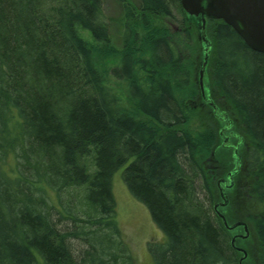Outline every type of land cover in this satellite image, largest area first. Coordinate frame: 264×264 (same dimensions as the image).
I'll list each match as a JSON object with an SVG mask.
<instances>
[{
	"label": "trees",
	"instance_id": "16d2710c",
	"mask_svg": "<svg viewBox=\"0 0 264 264\" xmlns=\"http://www.w3.org/2000/svg\"><path fill=\"white\" fill-rule=\"evenodd\" d=\"M119 1L116 46L101 0H0V264H135L115 213L118 170L163 233L153 264H237L214 206L229 205L244 174L241 220L220 213L246 225L264 264V54L221 20H210V38L205 28L226 115L206 104L244 146L229 186L210 167L218 132L191 128L201 96L192 35L159 23L187 28V18L196 29V18L179 0Z\"/></svg>",
	"mask_w": 264,
	"mask_h": 264
},
{
	"label": "rangeland",
	"instance_id": "374dc122",
	"mask_svg": "<svg viewBox=\"0 0 264 264\" xmlns=\"http://www.w3.org/2000/svg\"><path fill=\"white\" fill-rule=\"evenodd\" d=\"M130 2H135V0H129ZM102 3V11H103V21L109 24L110 30V38L111 44L119 45L120 42V28H121V6L119 0H101ZM175 14L176 19L181 20V16ZM159 23L166 24L168 29L172 34H178L180 28L184 30H188L193 39V44L196 49L194 54V63H195V78L198 83L199 78V69L203 64L204 54H203V42H201L199 31L193 28L192 23L186 18V27H183L177 21H171L169 19H162ZM210 23H212L209 19H206L205 28H207V36L210 38ZM209 26V31H208ZM193 28V29H192ZM196 30V33H195ZM179 31V32H178ZM184 33V32H181ZM82 36L91 41L89 35L81 31ZM210 56L207 62V66L205 68L204 77H203V86L206 93L210 95L213 102L218 106V114L221 116L226 115L224 110L225 103L222 99L217 97L216 90L213 89L210 85ZM197 111H200V114L204 113L207 117H203L200 120V114L196 115V118L193 120L191 128L195 131H200L205 129L207 131H212L216 136L217 145L212 151L211 157V168L216 172L217 178L225 177L227 172L234 169L237 166V159L235 158L233 149H227L228 143L233 144V146H239L238 153L241 154L244 151V146L241 144V133L237 127L234 126L232 130H223V135L219 136V132L221 129L227 127V124L217 118H214L212 109L207 107V104L202 100L201 96L197 101ZM201 107V108H200ZM203 108V109H202ZM224 108V110H223ZM202 111V112H201ZM196 114V113H195ZM233 120V118H232ZM234 121V120H233ZM225 138L228 139L227 143H224ZM245 175L239 174L235 178V186L233 189L227 191L229 196V205L226 208L220 210L222 214L228 219L230 223L236 222L237 220H241L238 216L240 214V210L244 209L242 193L240 189H242L245 185ZM112 190L113 196L116 203V216L118 220V225L120 231L122 233V239L124 244L128 246L135 259V264H153L152 256L149 252V248L152 246L162 245L164 241V237L161 232L156 228L154 223L151 220V217L141 203L137 202L128 192L126 185L122 179L121 170H118L112 182ZM72 191H68L65 193V196L71 194ZM72 193L76 194L78 198H81L82 191L80 189L73 191ZM77 201V200H76ZM56 211V210H55ZM53 214V219H60L59 216H55ZM64 220V219H60ZM68 221L64 224L68 225ZM242 228H238L232 231V236L236 234H242ZM79 248H84V246L79 245L78 243H74ZM236 246L242 248L247 255L246 260L243 264H257L256 256L252 253V248L254 246L253 237H250L247 240H237Z\"/></svg>",
	"mask_w": 264,
	"mask_h": 264
},
{
	"label": "water",
	"instance_id": "95a60500",
	"mask_svg": "<svg viewBox=\"0 0 264 264\" xmlns=\"http://www.w3.org/2000/svg\"><path fill=\"white\" fill-rule=\"evenodd\" d=\"M179 2L187 15L194 16L198 20L197 28L200 35L199 39L204 44V60L199 71V85L201 88L202 76L205 71L210 49L209 41L205 36L206 19L222 20L241 37L249 48L264 54V0H179ZM201 92L202 96H204L203 90ZM213 109L216 111L215 107ZM227 178L229 186H231V175L228 174ZM221 182L223 185L228 186L226 180H221ZM218 186L221 197L224 200L219 206L225 205L227 200L220 186V182H218ZM214 210L229 230L237 226H243L246 234L245 238L247 237L248 231L245 224L236 223L228 226L223 216L217 211V205L214 206Z\"/></svg>",
	"mask_w": 264,
	"mask_h": 264
},
{
	"label": "bare ground",
	"instance_id": "6f19581e",
	"mask_svg": "<svg viewBox=\"0 0 264 264\" xmlns=\"http://www.w3.org/2000/svg\"><path fill=\"white\" fill-rule=\"evenodd\" d=\"M106 24H107V27H108V29H109V24L107 23V22H105ZM154 25V24H153ZM158 27V26H157ZM160 27V26H159ZM122 28V27H121ZM121 28H120V30H121ZM180 35L179 36H181L182 38H185V39H187L186 37L187 36H185L184 35V33H181V32H184L185 30L183 29V28H180ZM178 31V32H179ZM109 33H110V30H109ZM120 33H121V31H120ZM110 35V34H109ZM111 37V36H110ZM111 39V38H110ZM175 40L178 42V43H180L181 44V46H183L184 45V42H183V40L181 39V38H177V37H175ZM190 43L191 44H189V50L191 51V52H193V51H195L196 49H195V47H194V44H193V39H192V37H190ZM209 45H210V49H209V55H210V51H211V48H212V44L209 42ZM183 50V49H182ZM191 57V56H190ZM208 59H209V57H208ZM205 72V71H204ZM204 73H203V76H202V88L200 87L199 89H200V94H201V98H202V100L205 102V103H207V104H209L211 107H215L216 109H218V106L213 102V100H212V98L210 97V95L208 94V93H206V91L204 90V86H203V77H204ZM115 80V79H114ZM113 80V81H114ZM210 85L213 87V85H212V82H211V77H210ZM198 82H199V78H198ZM203 90V92H204V96H202V91ZM220 99H222V98H220ZM222 101H223V99H222ZM223 119H225V117H223ZM181 128H179V130H180ZM228 174H230L231 176L233 175V172H228ZM115 175V174H114ZM114 177V176H113ZM112 195H113V190H112ZM113 198H114V196H113ZM138 202V201H137ZM114 203H115V199H114ZM143 205V204H142ZM144 206V205H143ZM215 211V210H214ZM115 213H116V203H115ZM215 213L217 214V212L215 211ZM117 217V216H116ZM118 221V220H117ZM155 225V224H154ZM246 226V225H245ZM242 229H244L243 228V226H240ZM157 228V227H156ZM226 228H227V230H229L228 229V227L226 226ZM247 228V227H246ZM158 229V228H157ZM159 230V229H158ZM160 231V230H159ZM161 232V231H160ZM229 232V235H230V238H229V242H230V245H231V247L238 253V255H237V264H243L244 263V261L246 260V258H247V255H246V252L242 249V248H239L238 246H236V242H237V240H244L243 238H241V237H236V236H232V233H231V230H229L228 231ZM161 234H162V236H163V233L161 232ZM164 237V236H163ZM232 241H233V243H232Z\"/></svg>",
	"mask_w": 264,
	"mask_h": 264
}]
</instances>
